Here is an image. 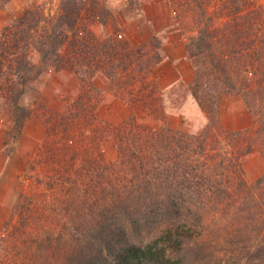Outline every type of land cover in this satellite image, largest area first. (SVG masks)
<instances>
[{
    "label": "trees",
    "instance_id": "16d2710c",
    "mask_svg": "<svg viewBox=\"0 0 264 264\" xmlns=\"http://www.w3.org/2000/svg\"><path fill=\"white\" fill-rule=\"evenodd\" d=\"M170 1L195 68L189 89L208 117L198 133L136 117L103 133L94 127L96 74L143 104L154 97L152 72L164 53L157 39L133 47L117 34L96 35L83 19L93 20L98 0L36 3L0 29V95L17 137L30 114L21 96L46 68L80 81L76 96L47 120L29 183L6 220L0 257L9 264H188L192 252L219 248L232 252L233 264H264V171L249 181L244 169L254 151L264 158V6ZM128 2L141 8V0ZM224 92L244 97L255 126H220ZM105 136L118 146L113 162L103 159ZM150 223L151 238L127 240L133 230L143 237Z\"/></svg>",
    "mask_w": 264,
    "mask_h": 264
},
{
    "label": "rangeland",
    "instance_id": "374dc122",
    "mask_svg": "<svg viewBox=\"0 0 264 264\" xmlns=\"http://www.w3.org/2000/svg\"><path fill=\"white\" fill-rule=\"evenodd\" d=\"M44 1L47 0H0V29L13 22L15 17L29 6ZM82 1L89 6L92 0ZM98 1L101 7L95 11L93 20L87 15H84L83 19L85 23L90 24L96 35L107 38L117 34L133 47L143 44L153 46L157 39L164 53L152 72L154 97L143 104H136L127 99L128 87L122 92H117L119 88L109 78L100 72L96 74L95 92L100 93L101 101L96 109L97 120L94 127L99 133H103L104 128L117 126L131 117H136L142 124L152 126L164 124L189 133L202 131L208 123V117L197 102H189L186 114L182 112L189 97L192 96L190 83L182 81L165 89L162 86V78H159V63L165 56V42L169 41L170 37L174 39L177 37L175 31L185 39L172 2L141 0V8L138 9L139 5L129 4V0ZM259 2L264 6V0ZM152 51L154 49H151ZM79 88L80 81L72 73L46 68L21 96V104L29 109L30 114L19 137L15 135L13 127L12 108L6 98L0 95V237L6 233L5 223L15 205L18 193L29 183L27 168L43 144L47 120L75 97ZM247 110L253 116V124L248 127L255 126L256 118L244 97L240 94L222 93L219 98L220 126L228 130L247 128L245 127ZM94 127L89 129H95ZM101 148L106 162L117 159L118 146L113 138L105 136ZM244 169L247 179L255 180L264 171V158L258 151H254L245 162ZM141 229L143 237H138L137 231L133 230L130 231L127 240L131 242L148 240L151 238L148 237L150 231L155 229V224L150 223L148 227L143 226ZM230 252L221 248L212 255L192 252L188 264H233L232 258L229 257ZM0 264L9 262L1 256Z\"/></svg>",
    "mask_w": 264,
    "mask_h": 264
},
{
    "label": "crops",
    "instance_id": "0c3cea01",
    "mask_svg": "<svg viewBox=\"0 0 264 264\" xmlns=\"http://www.w3.org/2000/svg\"><path fill=\"white\" fill-rule=\"evenodd\" d=\"M175 33L178 34L175 39L174 37H170L168 38L169 41L165 42V56L159 63V78H162V86L165 89L171 88L175 84L182 81L190 83L195 74V68L193 66V63L187 57L185 39H183L179 32L175 31ZM193 101L197 102L192 95L189 97V100L186 103L187 106L185 105L182 112H185L189 102ZM245 113V118L247 120L245 127H248L253 124V116L248 110L245 111Z\"/></svg>",
    "mask_w": 264,
    "mask_h": 264
}]
</instances>
